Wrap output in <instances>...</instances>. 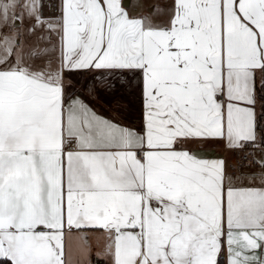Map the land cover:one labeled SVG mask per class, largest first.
Listing matches in <instances>:
<instances>
[{"label": "snow or ice", "instance_id": "obj_1", "mask_svg": "<svg viewBox=\"0 0 264 264\" xmlns=\"http://www.w3.org/2000/svg\"><path fill=\"white\" fill-rule=\"evenodd\" d=\"M137 8L0 0V264H66L91 231L109 264H264V0ZM78 72L90 95L134 79L137 124L99 115Z\"/></svg>", "mask_w": 264, "mask_h": 264}, {"label": "crops", "instance_id": "obj_2", "mask_svg": "<svg viewBox=\"0 0 264 264\" xmlns=\"http://www.w3.org/2000/svg\"><path fill=\"white\" fill-rule=\"evenodd\" d=\"M122 3H124V5L129 10L131 0H122ZM131 13L133 15L136 14L134 12H131ZM94 75L95 73H92V72H87V73L78 72L77 75L76 73L72 74L70 79L72 81V84L74 85V88H73L74 92L77 95H79L82 99H84L85 102L88 103L89 106L92 107L99 115L104 116L108 119L114 120L118 123H123L127 125L137 124V122L140 119V107H141L140 98H139V109L137 112L138 119L135 121H128L124 119L123 117H121V114H120L121 104H123V111H124V104H125L124 99L121 103H120V98H115V99H112L111 101L108 93L102 91V88H94L92 90V94L91 95L89 94V88H90V85L93 84L92 78ZM90 79H92V83L89 82ZM83 80H86V82L85 84L82 85L81 83L83 82ZM111 82L116 87V91L118 92L117 95L120 94V85H136V81L134 79L130 80V82L127 84L121 83L120 80L118 79H112ZM124 90L127 91L126 88ZM100 105H108V107L111 108L112 110L108 111ZM248 151H254L256 156L261 155V150L259 148L245 149V153H247ZM205 152L209 156L223 157L225 161L227 162L230 170H238L241 165V159H240L241 153L227 151L222 147V145L211 144L205 149ZM233 159H235L236 161L235 164L232 163ZM244 163H245V167L247 168V162L245 161ZM248 170L256 171V169H248ZM93 232L94 231L86 233L88 237L87 245L82 243V241L78 238V234H75V233L70 234L66 238V243H65L66 264H109V261L107 257L105 256L104 250L102 249V247L99 248L96 244H94L92 237L89 236V234ZM97 232L103 233V231H97ZM103 235L106 236L104 233ZM100 238L101 239L99 240V242L104 239L101 236ZM95 246H97V248H95Z\"/></svg>", "mask_w": 264, "mask_h": 264}, {"label": "rangeland", "instance_id": "obj_3", "mask_svg": "<svg viewBox=\"0 0 264 264\" xmlns=\"http://www.w3.org/2000/svg\"><path fill=\"white\" fill-rule=\"evenodd\" d=\"M134 2H135V0H131V4L129 7V11H131V12H133L132 4ZM149 2H151V0H149ZM140 11H142V9L137 8L134 11V13H137ZM76 75H77V73H76ZM113 79H116V78H113ZM85 82H86V80H83V82L81 84L83 85V84H85ZM89 82L92 83V79H90ZM125 88L127 91L124 90ZM102 91L108 93L111 101H112V99L120 98V103H121L124 99V103H125L124 104V111H123V104L120 105L121 117H123L124 119H126L128 121H135L138 119L137 118V112L139 109V91H138L136 85H120V94L119 95H117L118 92L116 91V87L110 91L104 90V89H102ZM125 100H126V102H125ZM100 106H102L104 109H106L108 111L112 110L111 108L108 107V105H100ZM89 236L92 237L94 244H96L99 248L102 247L103 250L105 249L106 236H104L102 232L94 231L93 233H90ZM100 236L103 237L104 239L99 242V240L101 239ZM97 246H95V248H97Z\"/></svg>", "mask_w": 264, "mask_h": 264}, {"label": "water", "instance_id": "obj_4", "mask_svg": "<svg viewBox=\"0 0 264 264\" xmlns=\"http://www.w3.org/2000/svg\"><path fill=\"white\" fill-rule=\"evenodd\" d=\"M126 3V2H125Z\"/></svg>", "mask_w": 264, "mask_h": 264}]
</instances>
